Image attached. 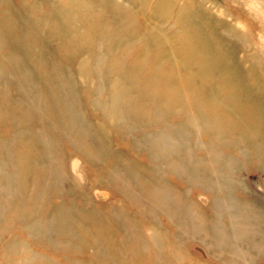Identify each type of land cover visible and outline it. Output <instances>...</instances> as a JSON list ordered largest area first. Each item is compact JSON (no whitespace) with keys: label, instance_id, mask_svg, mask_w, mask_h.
Returning a JSON list of instances; mask_svg holds the SVG:
<instances>
[{"label":"rangeland","instance_id":"obj_1","mask_svg":"<svg viewBox=\"0 0 264 264\" xmlns=\"http://www.w3.org/2000/svg\"><path fill=\"white\" fill-rule=\"evenodd\" d=\"M215 25L264 59V0H0V264H264V153L180 49Z\"/></svg>","mask_w":264,"mask_h":264},{"label":"bare ground","instance_id":"obj_2","mask_svg":"<svg viewBox=\"0 0 264 264\" xmlns=\"http://www.w3.org/2000/svg\"><path fill=\"white\" fill-rule=\"evenodd\" d=\"M189 23L184 22L187 33H190L194 27ZM193 31L195 32L190 35L191 39H187L180 49L185 52L186 58L191 59L193 66L198 70L208 69L209 67L212 69V78L216 81V89L212 91L214 92L212 97L215 101L213 100L212 115L210 114L213 117L215 127L213 130L214 137L219 141L223 132L225 134L226 131H230L232 136L228 135L227 140L232 142L235 141L233 136L244 135L243 140L246 141V144L250 143L251 147L260 149L264 153V59H261L255 52L249 51L247 49L249 48L248 43L243 42L240 44L242 45L241 49L239 48L240 50L231 45L228 38H226L227 36L234 35L240 41L245 38V34L241 33L240 35L237 29H234V26H213L211 41H202L199 37L200 32L198 33L196 28ZM151 37L152 39L158 38L157 34H153ZM208 59L210 63L207 61ZM219 91L223 95L218 99ZM176 94V91L170 89L168 94L172 99L170 108L175 106L173 100L178 99L175 97ZM118 96L122 97L121 94ZM199 99L201 102H206L205 98L200 97ZM219 102L222 103L221 106L218 104ZM257 141H260V143L258 144ZM82 142L84 143V141ZM262 160L264 162V154H262ZM8 172V170H4L3 174L9 176ZM214 172L216 173V171ZM8 181L11 182V179L9 178ZM227 198L231 200L229 204L234 202L233 197H230V195H227Z\"/></svg>","mask_w":264,"mask_h":264}]
</instances>
